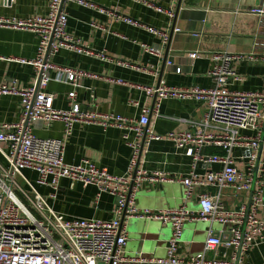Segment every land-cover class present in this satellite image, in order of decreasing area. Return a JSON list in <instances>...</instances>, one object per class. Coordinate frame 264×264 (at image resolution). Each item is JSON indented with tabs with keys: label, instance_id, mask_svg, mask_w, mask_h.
<instances>
[{
	"label": "built area",
	"instance_id": "built-area-1",
	"mask_svg": "<svg viewBox=\"0 0 264 264\" xmlns=\"http://www.w3.org/2000/svg\"><path fill=\"white\" fill-rule=\"evenodd\" d=\"M62 1L100 13L107 12L86 0H50L45 15L21 20L0 18V28L28 31L38 38L36 57L21 62L33 67L37 76L36 85L18 90L0 84V95L17 96L21 104L17 122H0V146L7 145L6 151L0 147V264H245L244 254L264 242V219L260 218V213L264 212V179L258 178L255 173L258 151L264 143L261 137L264 130V86L258 92L229 90L227 86L239 82L241 78L231 67L233 57L222 53L213 58L214 65L208 72L212 86L208 89L147 87L145 92L148 96L156 95L157 104L152 108L155 117H160L158 101L167 97L193 99L206 104L203 120L193 122L187 131L169 132L164 136L156 135L148 128L152 115V110L148 108L142 109L137 120L82 110L74 103L75 93L72 91L69 93L71 109H55V95L43 91L47 84L54 80L74 88L88 74L55 65L49 58L61 49L79 55L104 57L66 34L67 14L61 9ZM146 5L157 12H164L152 4ZM165 13L170 20L175 16L171 11ZM249 13L264 16V7L253 8ZM116 18L159 36L164 42L169 39L168 33L152 26L120 15ZM141 49L144 53L160 56V51L153 47L142 45ZM198 55L192 53L189 58L196 59ZM175 71L179 73L180 69ZM110 82L125 84L121 80ZM49 122L62 123L66 137L71 135L73 126L80 123L121 130L122 138L130 149L126 173L123 176L111 175L90 160H82L75 165L66 164L61 140L41 139L35 135L36 130ZM212 124L220 128L221 133H207ZM130 132L135 136L132 142L128 141ZM161 140L172 143L175 149L181 150L191 160V170L186 177L174 178L163 172L138 169L144 147L152 141ZM207 148L216 149V153H203ZM235 151L239 155H234ZM237 159L245 161L243 168L235 166ZM198 163L203 169L201 175L197 173ZM213 165H219L220 169L212 170ZM24 170L37 174V185H49L54 190L61 179L79 183L84 188L95 187L96 201L102 194L114 198L115 216L109 220L65 219L52 210L47 199L23 176ZM142 183H178L183 187V199L196 198L197 208L191 210L183 205L164 210L139 209L136 206V191ZM202 188H212L215 193H202L199 191ZM225 190H229L234 198L247 195L249 203L240 199L237 204H227ZM55 197V192H52L50 198ZM122 218L125 221L154 220L168 226L171 234L165 246V255L159 258L125 255L127 233L124 221L121 224ZM190 222H203L210 227L206 230L202 252L180 258L178 250L184 226ZM212 224H219L222 230L214 232ZM207 254H212V257Z\"/></svg>",
	"mask_w": 264,
	"mask_h": 264
},
{
	"label": "crops",
	"instance_id": "crops-1",
	"mask_svg": "<svg viewBox=\"0 0 264 264\" xmlns=\"http://www.w3.org/2000/svg\"><path fill=\"white\" fill-rule=\"evenodd\" d=\"M105 9L106 13L83 8L65 1L62 10L67 14L66 34L80 41L83 47L103 58L76 54L61 49L52 58L53 64L74 68L88 74L76 87L51 80L45 93L55 95L53 107L70 110L69 93H75L74 103L82 110L100 114L119 115L137 120L142 109L151 110L153 97L146 94L147 87L208 89L212 86L208 76L217 54L227 53L233 57L232 69L241 80L227 86L239 92H258L264 86V16L250 14L253 8L264 7V0H86ZM50 0H0V18L18 20L45 15ZM152 4L164 12H157L146 5ZM179 5V7H178ZM178 8V9H177ZM166 11L175 16L170 20ZM117 15L130 18L147 26L168 33L164 42L159 36L143 29L130 26L117 19ZM174 30H177L175 32ZM258 44V45H256ZM147 45L160 51V56L142 52ZM38 38L28 31L0 28V84L13 86L18 90L33 88L37 82L33 67L22 64L36 57ZM198 53L196 59L189 58ZM170 63L168 66L167 63ZM176 68L180 69L177 73ZM121 80L124 85L111 83ZM159 102L160 117L154 111L148 128L156 135L182 132L190 129L193 122L203 120L206 112L204 102L193 99L167 97ZM157 104V102L155 103ZM21 111L20 98L0 95V122L15 123ZM264 116V114H263ZM264 119V118H263ZM262 119V120H263ZM207 133H221L220 128L211 125ZM243 135H253L240 132ZM41 139L61 140L64 145V162L68 165L90 160L99 169L114 176H123L129 165L130 149L123 140V132L117 128H102L98 125L75 124L70 136L63 132V124L49 122L35 132ZM128 141L135 139L128 134ZM264 140V130L261 135ZM7 150V145L0 146ZM214 148L202 152L211 154ZM239 155L237 151L233 153ZM2 162V159L0 158ZM191 160L181 150L166 140L152 141L141 152L139 170L163 172L174 178L186 177L191 170ZM238 169L245 161L235 160ZM213 165L212 170H219ZM197 173L202 174L201 164ZM255 173L264 179V143L257 155ZM23 176L35 185L36 190L47 199L48 205L65 219L73 218L109 220L115 216L114 198L102 194L96 201V188H84L79 183L61 179L52 186L35 183L37 174L24 170ZM23 185V184H21ZM202 193L214 194L212 188H202ZM55 192V199L50 195ZM225 190L227 204H235V198ZM136 206L139 209L164 210L185 206L197 208L196 198L183 199V187L178 183L150 185L142 183L137 188ZM237 202H248L247 195H240ZM264 219V212L260 213ZM127 241L124 253L128 256L141 254L145 257H163L171 230L154 220H124ZM209 224L190 222L185 224L178 257L186 258L202 252V245ZM214 232L222 226L212 224ZM212 257V254H207ZM245 264H264V242L250 248L244 254Z\"/></svg>",
	"mask_w": 264,
	"mask_h": 264
},
{
	"label": "water",
	"instance_id": "water-1",
	"mask_svg": "<svg viewBox=\"0 0 264 264\" xmlns=\"http://www.w3.org/2000/svg\"><path fill=\"white\" fill-rule=\"evenodd\" d=\"M64 3V1H62V4ZM178 7H179V5H178ZM61 9H62V5H61ZM178 9V8H177ZM158 86V84L156 85V87ZM155 101H156V95H154L153 96V99H152V104H151V110H152V108L154 107V104H155ZM251 197V193L249 194V198ZM248 203H249V201H248ZM123 221H124V219L122 218L121 219V224H123Z\"/></svg>",
	"mask_w": 264,
	"mask_h": 264
},
{
	"label": "rangeland",
	"instance_id": "rangeland-1",
	"mask_svg": "<svg viewBox=\"0 0 264 264\" xmlns=\"http://www.w3.org/2000/svg\"><path fill=\"white\" fill-rule=\"evenodd\" d=\"M136 196H137V193H136ZM236 198H238V197H236ZM235 198V204H237L238 202H237V199ZM225 228H228L227 226H225Z\"/></svg>",
	"mask_w": 264,
	"mask_h": 264
},
{
	"label": "trees",
	"instance_id": "trees-1",
	"mask_svg": "<svg viewBox=\"0 0 264 264\" xmlns=\"http://www.w3.org/2000/svg\"><path fill=\"white\" fill-rule=\"evenodd\" d=\"M213 153H216L215 151Z\"/></svg>",
	"mask_w": 264,
	"mask_h": 264
}]
</instances>
